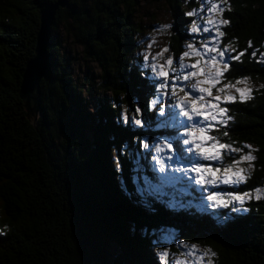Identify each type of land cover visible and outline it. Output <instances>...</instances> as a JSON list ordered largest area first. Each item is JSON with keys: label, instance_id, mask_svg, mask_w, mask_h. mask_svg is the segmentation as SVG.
I'll list each match as a JSON object with an SVG mask.
<instances>
[{"label": "trees", "instance_id": "1", "mask_svg": "<svg viewBox=\"0 0 264 264\" xmlns=\"http://www.w3.org/2000/svg\"><path fill=\"white\" fill-rule=\"evenodd\" d=\"M56 1L0 0V264H162L158 253H179L184 241L213 250L215 264H264V200L246 201L249 211L242 213L209 207L207 191L187 177L162 178L140 147L176 133L162 126L156 106L148 107L159 81L140 53L138 38L147 27L139 13L146 4L166 5L167 44L177 58L187 43L208 38L188 31L198 18L185 13L200 9V0L59 6L40 108L32 113L19 95L22 75L42 11ZM224 7L230 25L222 43L238 51L249 41L253 46L231 62L225 82L248 77L253 98L226 105L233 117L228 137L212 134L252 146L255 166L239 191L264 189V64L257 62L264 52V0H227ZM231 159L224 154L223 163ZM162 229L174 238L163 249Z\"/></svg>", "mask_w": 264, "mask_h": 264}, {"label": "snow or ice", "instance_id": "2", "mask_svg": "<svg viewBox=\"0 0 264 264\" xmlns=\"http://www.w3.org/2000/svg\"><path fill=\"white\" fill-rule=\"evenodd\" d=\"M226 3L227 0H200V9L185 13L189 17L198 18L192 20L188 31L194 34L207 33L208 38H201L199 46L187 43L186 50L179 56L178 67L173 56L164 58V53L169 51L168 47L162 48L155 55L147 52L144 54L146 66L159 81L156 92L166 96V90L170 89L174 103L169 104L167 110L164 103L159 104V116L165 118L161 122L162 126L172 128L176 134L154 145L142 140L140 147L151 155L158 172L164 173L166 165H176L172 167V172L182 173L179 179L187 177L189 183L194 182L200 186L201 191H207L204 199L208 201L209 207L230 208L232 212L242 213L249 211L244 206L246 201L264 200V189L259 187L251 191H239V186L247 184L251 177L255 166V150L249 144L237 147L235 141L222 142L220 136L212 134L220 132L223 137H228L226 129L233 117L226 105L245 103L253 98L248 77L237 78L235 83L225 82V73L230 71L231 62H239L247 50L253 47L249 41L244 50L238 51L231 44L222 43L225 36L222 29L230 25V21L223 17ZM170 27L161 25L157 31ZM257 54L253 50L251 57L255 58ZM259 56L261 59L257 62L264 64V52H259ZM186 59L192 62L186 63ZM154 106L156 102L149 101L148 107ZM140 111L136 110L137 115ZM133 123L141 126L142 122L134 118ZM165 153L166 156L163 155ZM224 154L232 156L230 163H223ZM202 161L218 162L219 166L214 167ZM220 185L232 190L220 189ZM180 247L184 250L171 260L167 248L158 253L162 264H215L216 253L210 248H201L187 241L181 242Z\"/></svg>", "mask_w": 264, "mask_h": 264}, {"label": "rangeland", "instance_id": "3", "mask_svg": "<svg viewBox=\"0 0 264 264\" xmlns=\"http://www.w3.org/2000/svg\"><path fill=\"white\" fill-rule=\"evenodd\" d=\"M201 7V6H200ZM139 17L142 20V23L145 27H147L143 33L140 35L139 42H140V50H141V54L143 56V60H144V54L150 53V55H155L156 53H158L162 48L164 47H168L167 44V40H168V36H169V30L166 29L164 31H157V28L161 25H168V22L170 20V12L169 10L166 8V5L163 2H158L156 4H146L142 9L141 12L139 13ZM208 37V36H207ZM200 39V38H198ZM154 41V43H153ZM149 44H151V47H148ZM195 44V43H194ZM186 50V49H185ZM79 56V53L76 51V54ZM81 56V55H80ZM168 56H173L170 51L164 53V58H167ZM80 58V57H79ZM81 60V59H80ZM176 61V66L178 67L179 64V57L175 58ZM161 63L163 62V60L160 61ZM186 63H191V60L186 59L185 60ZM76 63L74 64V67H76ZM144 65L146 66V62L144 60ZM147 67V66H146ZM148 69H150L149 67H147ZM151 72V70H150ZM152 74V72H151ZM82 75V74H81ZM175 75V74H170V76ZM153 76V74H152ZM241 87H243L244 85H240ZM167 95L166 96H162L160 94L157 93V97L152 99V101L156 102V107L157 109H155V112L157 114H159V104L164 103L166 107H168L169 104L174 103V101L171 99V93H170V89L166 90ZM155 107V106H154ZM152 108V107H151ZM182 131V130H181ZM166 137H171L170 136H164V135H159L157 136L154 140L151 141V145H154L155 143H157L159 140L161 139H165ZM163 155H167V153L163 154ZM149 165H150V169L153 170L156 174H158L159 176H161L162 178H166L168 180H173L179 176H182V173L179 172H172V167H176V165H172L171 167H168L167 165L165 166V172L164 173H160L157 170H155V166H154V162L152 161L151 157L149 158ZM202 163H210L212 164V166L216 167L218 166L215 162H203ZM184 165H181V167H183ZM224 186V185H223ZM227 187V186H224ZM210 190H216V189H210ZM208 193H206L204 195V197L207 196ZM206 204L208 205V201L206 202ZM169 232L166 229H162L160 231H158V243H160L161 248H165L168 244L170 245L172 242H174V238L173 236H169L168 234ZM202 248V247H201ZM115 250V248H114ZM184 249L180 248V252L183 251ZM169 260H171L174 256H178L179 253H169Z\"/></svg>", "mask_w": 264, "mask_h": 264}, {"label": "water", "instance_id": "4", "mask_svg": "<svg viewBox=\"0 0 264 264\" xmlns=\"http://www.w3.org/2000/svg\"><path fill=\"white\" fill-rule=\"evenodd\" d=\"M59 6H68V0H57L42 11L40 29L36 35L34 56L28 60L23 71L19 95L24 100L28 112L33 113L40 108L39 82L49 71L47 47L54 13Z\"/></svg>", "mask_w": 264, "mask_h": 264}, {"label": "bare ground", "instance_id": "5", "mask_svg": "<svg viewBox=\"0 0 264 264\" xmlns=\"http://www.w3.org/2000/svg\"><path fill=\"white\" fill-rule=\"evenodd\" d=\"M198 245V244H197ZM203 246V245H202ZM220 260V259H219Z\"/></svg>", "mask_w": 264, "mask_h": 264}]
</instances>
